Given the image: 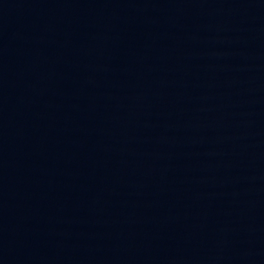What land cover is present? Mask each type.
<instances>
[{
  "label": "water",
  "instance_id": "obj_1",
  "mask_svg": "<svg viewBox=\"0 0 264 264\" xmlns=\"http://www.w3.org/2000/svg\"><path fill=\"white\" fill-rule=\"evenodd\" d=\"M0 264H264V0H0Z\"/></svg>",
  "mask_w": 264,
  "mask_h": 264
}]
</instances>
